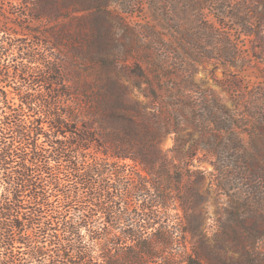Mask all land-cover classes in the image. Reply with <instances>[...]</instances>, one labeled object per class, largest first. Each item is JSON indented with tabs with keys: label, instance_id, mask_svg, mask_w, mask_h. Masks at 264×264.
I'll list each match as a JSON object with an SVG mask.
<instances>
[{
	"label": "trees",
	"instance_id": "1",
	"mask_svg": "<svg viewBox=\"0 0 264 264\" xmlns=\"http://www.w3.org/2000/svg\"><path fill=\"white\" fill-rule=\"evenodd\" d=\"M87 1L73 11L105 3ZM38 2L59 8L62 0ZM248 4L242 21L230 17L264 42V0ZM0 15V85L12 87L0 90V264H264V254L243 248L237 208L215 232L206 224L210 190H200L205 170L192 161L222 145L217 134L210 139L212 110L200 124L196 106L132 99L122 76L150 83L147 75L109 54L80 94L64 47L66 20L80 15L45 16L29 6L1 7ZM251 19L258 32L247 29ZM170 133L174 145L162 151ZM215 185L221 199L225 188Z\"/></svg>",
	"mask_w": 264,
	"mask_h": 264
},
{
	"label": "rangeland",
	"instance_id": "2",
	"mask_svg": "<svg viewBox=\"0 0 264 264\" xmlns=\"http://www.w3.org/2000/svg\"><path fill=\"white\" fill-rule=\"evenodd\" d=\"M77 1L90 4L62 0L58 8L41 7L38 0H0V8L22 13L29 6L32 13L45 16L80 15V22L66 20L69 36L64 40L68 63L75 65L68 76L80 94L86 91L84 81L99 75V58L109 54L129 66L139 64L147 75L150 83L135 74L122 76L132 99L196 106L200 124L208 122L206 112L212 110L210 139L217 134L222 145L217 155L200 149L192 161L205 170L200 190H210L203 204L206 224L215 232L216 222L230 220L237 208L243 248L264 254V42L256 33L245 34L230 17L237 14L242 21L251 0H104L96 9L73 11ZM251 21L247 29L258 32ZM32 26L46 28L37 22ZM161 60L169 62L168 72L157 68ZM9 80L7 85H14L16 80ZM47 87L54 97V87ZM182 120L191 123L189 117ZM176 136L167 134L161 150L171 149ZM220 183L225 190L217 199L215 184Z\"/></svg>",
	"mask_w": 264,
	"mask_h": 264
}]
</instances>
